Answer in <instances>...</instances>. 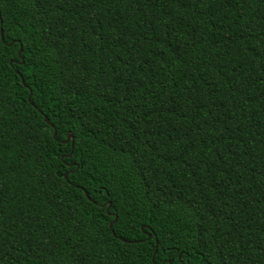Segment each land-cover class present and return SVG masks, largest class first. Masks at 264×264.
<instances>
[{"label": "trees", "instance_id": "1", "mask_svg": "<svg viewBox=\"0 0 264 264\" xmlns=\"http://www.w3.org/2000/svg\"><path fill=\"white\" fill-rule=\"evenodd\" d=\"M0 30V264H264V0H0Z\"/></svg>", "mask_w": 264, "mask_h": 264}, {"label": "water", "instance_id": "2", "mask_svg": "<svg viewBox=\"0 0 264 264\" xmlns=\"http://www.w3.org/2000/svg\"><path fill=\"white\" fill-rule=\"evenodd\" d=\"M0 33H2V31L0 30ZM1 40L3 41V33H2V35H1ZM10 45V44H9ZM18 55H20V53H18ZM45 120V122L47 123V124H49L52 128H53V138H55V136H56V129H55V127L49 122V120L47 119V118H45L44 119ZM70 140V136L68 135L67 136V138L65 139V142H68ZM73 147V140L71 139V148ZM71 155V152L67 155L68 157ZM71 165H73V164H70V166ZM64 177H66L65 175H64ZM84 194H85V197L87 198L88 197V193L86 192V191H84ZM106 209H108V208H106ZM111 226H112V224L110 223L109 224V227L111 228ZM141 229L143 230V229H145V228H143V227H141ZM149 234V237H151V234L150 233H148ZM147 239H150V238H147ZM156 248H157V243L155 244V250H154V253H155V251H156Z\"/></svg>", "mask_w": 264, "mask_h": 264}, {"label": "snow or ice", "instance_id": "3", "mask_svg": "<svg viewBox=\"0 0 264 264\" xmlns=\"http://www.w3.org/2000/svg\"><path fill=\"white\" fill-rule=\"evenodd\" d=\"M0 35H2V33H0ZM2 43H3V41L0 40V44H2ZM17 52H18V53H21V58H23V48H22V47H21V48H17ZM25 83H26V81H25ZM119 222H120V216H119L118 214H113V218H112V221H110V223L113 224V225H116V224H118ZM141 227L147 229V228L150 227V225H149V223H148L147 221H145V222L141 225ZM144 235H145V238H150V237H149V234H148L147 232H145Z\"/></svg>", "mask_w": 264, "mask_h": 264}]
</instances>
